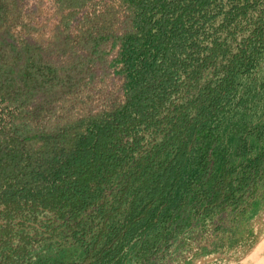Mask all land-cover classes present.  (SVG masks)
<instances>
[{"label": "trees", "instance_id": "trees-1", "mask_svg": "<svg viewBox=\"0 0 264 264\" xmlns=\"http://www.w3.org/2000/svg\"><path fill=\"white\" fill-rule=\"evenodd\" d=\"M28 1L0 0L3 203L51 208L77 227L90 211L94 237H109L101 260L119 255L136 226L148 231L159 212L185 203L176 191L192 164L189 186L206 188L205 198L219 196L221 180L233 187L229 202L247 204L264 153L229 184L208 122L222 101L219 67L223 91L238 69L222 32L250 0H58L48 29ZM78 232L85 243L88 228Z\"/></svg>", "mask_w": 264, "mask_h": 264}, {"label": "rangeland", "instance_id": "rangeland-1", "mask_svg": "<svg viewBox=\"0 0 264 264\" xmlns=\"http://www.w3.org/2000/svg\"><path fill=\"white\" fill-rule=\"evenodd\" d=\"M57 1L29 0L25 10L36 9V19L48 29L60 15ZM250 3L247 14L222 32L230 53L239 55L238 69L231 86L223 91L224 68L219 67L214 81L223 84L219 87L222 101L208 122L214 129L222 161L231 170L228 183L234 186L247 174L250 160L264 153V0ZM92 6L88 4L86 9ZM223 59L220 56L217 64ZM244 59L250 68L243 66ZM212 71L206 75H212ZM3 110H7L5 103H0V113L5 115ZM194 168L190 165L182 187L176 191L185 203L177 208L182 201L175 202L159 212L156 224L148 231L145 222L136 226L120 243V254L112 259L97 256L109 237H94L93 233L98 232L92 227L99 220L90 219V211L84 216L86 225L77 227L75 223L65 224L57 210L39 205L33 208L25 201L5 204L0 199V264H250L251 257L264 256V163L246 190L247 204L240 207L225 198L233 187L222 186L221 180L216 184L221 185L217 197L212 193L205 198L201 191L206 188L200 191L190 187ZM144 198L138 197L137 205H145ZM256 201L259 205L252 207ZM83 227L88 228L85 243L77 242L75 233Z\"/></svg>", "mask_w": 264, "mask_h": 264}, {"label": "bare ground", "instance_id": "bare-ground-1", "mask_svg": "<svg viewBox=\"0 0 264 264\" xmlns=\"http://www.w3.org/2000/svg\"><path fill=\"white\" fill-rule=\"evenodd\" d=\"M249 263L250 264H264V256H262V257H259V256L251 257L250 260H249Z\"/></svg>", "mask_w": 264, "mask_h": 264}]
</instances>
